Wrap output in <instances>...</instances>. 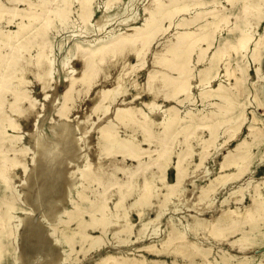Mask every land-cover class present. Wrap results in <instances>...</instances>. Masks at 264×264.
<instances>
[{"label":"rangeland","instance_id":"obj_1","mask_svg":"<svg viewBox=\"0 0 264 264\" xmlns=\"http://www.w3.org/2000/svg\"><path fill=\"white\" fill-rule=\"evenodd\" d=\"M28 1L32 3V9L41 8L39 0ZM28 1L21 0L15 5V0H0L3 4L0 8V52L9 51V41L19 39L28 46V49H24L25 56L34 61L37 55V46L32 41L35 31L30 26H21L28 23L27 16L22 18L27 13ZM50 1L53 5L62 4V0ZM148 1L93 0L91 16L87 21H82L81 2L70 0L69 18L66 21L55 18L49 30V55L53 62L50 84L45 90L42 88L34 73L36 66L32 65V70L27 74L26 88L35 99V106L33 110H25L29 103L20 102V108L24 111L14 115L19 129L13 130L10 126L1 129L2 149L7 151L10 158L27 150L28 166L24 173L15 176L14 189L20 192V197L13 210V221L20 225L13 236L0 234V249L3 248L0 264H102L108 255L132 257L147 254L152 257L154 254L147 253L144 246L161 245L171 221L184 228L197 210L194 204L201 187L210 184L212 179L223 175L211 185L212 207L201 214L206 218L219 214L226 206L244 209L255 191L264 192V68L261 66L264 62V3H255L259 6L256 15L260 20L250 34V41L238 50L229 47L225 59L220 60L225 42L232 44L242 38L248 20L241 16L243 0H234L233 3L218 0L229 10L230 21L221 29L211 28L212 44L206 52L212 56V62L195 64L196 77L190 90L172 101L159 98L155 110L147 105L150 96L145 91L135 100V105L155 121L157 130L161 129L163 123L173 122V130L178 133V138L171 163L162 173L155 174L157 187L141 203L135 204L140 189L119 206L116 190L110 189L109 198L104 200L101 195L103 184L98 180L100 126L114 117L117 108L130 105L137 88L130 85L128 94L122 97L124 99L117 97L101 119L90 109L92 98L98 88L104 85L110 87L112 81H99L87 93L78 88L68 102L65 91L70 78L81 74L78 44L86 47L96 45L120 32L129 31L135 25H141ZM209 4L211 6L212 3ZM209 4L207 8L204 7L205 11L211 8ZM9 7L12 13L8 11ZM195 11L182 13L178 18L187 17ZM18 31L20 36L17 37ZM174 31L175 28L171 26L153 41L152 47L156 49L166 35L170 36ZM201 47L205 48L207 44L202 43ZM152 54L150 51L146 64L134 73L140 85L146 82ZM196 59L197 51L192 54V62ZM127 63L136 64V57L129 55ZM205 67L204 81L200 82L199 70ZM237 67L244 70V76L236 90L233 88L235 75H227V70L237 73ZM112 71L111 77L116 75L117 70ZM226 95L230 97L229 104L222 101ZM7 98L8 111L12 95L7 94ZM68 104L71 106L69 111L60 114L61 108ZM210 122L213 134L206 126ZM188 125L189 128L184 131ZM253 127L258 129L256 134L249 133ZM229 129L234 131L229 132ZM131 134L138 139L142 137L140 128L133 130V127H126L122 123L117 125L118 138L127 139ZM240 140H245L250 151L245 167L237 170L232 163L223 169L221 162L225 154L231 151L232 158ZM204 144H208L209 149L203 163L198 166ZM141 146L146 148L142 154L144 161L156 157V141L150 144L144 141ZM54 153H58V156L55 161H50ZM179 153L184 158L185 174L182 181L177 183L175 163ZM116 158L121 159L122 156L116 155ZM112 162L103 165L106 173L101 181L104 183L108 181V172L113 170ZM125 163L131 167L136 164L130 158ZM51 168L55 175L50 174ZM152 169L158 170L156 165ZM117 177L126 179L122 171H118ZM4 182L0 177V198L10 200L12 190L6 188ZM224 198H229V201L223 203ZM101 201H106L107 214L93 206L94 202ZM256 223L258 226L253 241L245 250L210 236L207 229L201 230L198 237L202 244L212 246L209 254L212 264H225L222 257L224 250L230 257L228 264H264V219ZM241 226L250 228L248 223ZM188 235L193 234L190 232ZM240 236V230L229 234L231 240L240 239ZM158 258L166 260L165 264H173L174 261L173 255ZM177 260L185 261L182 256ZM174 264L177 262L174 261Z\"/></svg>","mask_w":264,"mask_h":264},{"label":"bare ground","instance_id":"obj_2","mask_svg":"<svg viewBox=\"0 0 264 264\" xmlns=\"http://www.w3.org/2000/svg\"><path fill=\"white\" fill-rule=\"evenodd\" d=\"M18 1L21 0H15V5ZM79 1L81 2L80 18L82 21H87L92 13L93 0ZM227 1L234 2V0ZM243 1L241 16L248 20L245 35L238 39L236 43L229 44L225 42L224 48L221 50L220 60L225 59L229 47L236 50L244 47L243 44L250 41V34L254 32L260 20V17L256 15L259 6L255 3L259 1V4H263L264 0ZM218 2V0H150L145 6L144 22L141 25H135L129 31L120 32L96 45L86 47L78 44L77 53L81 60L82 70L79 77L70 78L65 91L66 102L72 98L78 88L85 90L87 93L99 81H112L110 87L104 85V87L98 88L92 98L93 105L90 109L92 113H95L101 119L109 111L111 104L117 97L124 99L122 97L128 94L130 85L137 88L129 102L130 105L125 104L117 108L114 117L100 126L98 137V172L100 175L98 180L99 183L103 184L101 195H103L104 200L109 198L110 189L116 190L118 193L117 206H119L128 196L140 189L141 192L135 204L141 203L148 196H151V193L157 187L155 174L157 172L162 173L171 163V155L178 138V133L173 130V122H162L161 129L157 130L154 126L155 121L150 120L141 107L135 105V100L145 91L150 96L147 105L155 110L159 105L157 103L159 98H162L163 101H172L178 95L186 94L190 90L192 81L196 77L195 64L197 62H205L206 64L212 62V56L206 52V49L212 44L211 28L221 29L230 21L229 10ZM39 3L41 8L35 10L32 9V3L28 1L27 13L22 15V18L24 16L28 17V23L21 24L23 28L30 26L35 31L32 39L33 45L37 46L35 60L32 61L25 56L24 49H28V46L21 43L19 39L16 42L9 41V51L6 53L0 52V177L5 181V187L12 190L10 200L0 198V234L4 233L8 236L15 235L20 225L13 221V210L16 207L17 199L20 197V192L14 189L15 176L27 170L28 162L26 158L27 150L10 158L7 151L2 149L1 129L6 126H10L13 130L19 129L20 125L14 115L24 111L20 108V102L27 101L29 103L25 110H33L35 106V99L26 88L27 74L32 70V65L36 66L34 73L42 88L45 90L50 84L53 62L49 55L51 46L49 30L55 18L66 21L71 12L70 0H62V4L57 5H53L50 0H39ZM209 3H212L211 6ZM207 4L211 8L205 11L204 7ZM2 6L3 4L0 2V8ZM194 9L196 10L194 14L178 18L182 13L191 12ZM8 11H11V7ZM200 20L204 21L201 22ZM166 21L169 22L168 25L165 24ZM33 22H37L36 25H31ZM171 26L175 28V31L170 36L166 35V38L164 37L165 39L154 49L152 47L153 41L159 35L165 34ZM16 36H20L19 31ZM202 43H206L207 47H201ZM150 51L153 53L149 65L151 69L148 70L144 85H140L134 73L140 66L146 64ZM196 51L197 59L192 62V54ZM129 55L136 57V64L127 63ZM261 66L264 68V62ZM236 69L238 70L237 73L228 69L227 75H235L236 80L233 88L237 90L243 82L244 70L241 67ZM112 70L116 73L113 77H111ZM205 70L206 67L199 70L198 81H204L203 73ZM7 94L12 95L8 111L6 110ZM222 101L229 104L230 97L226 95ZM70 108L69 104L64 105L60 110V114H65ZM169 109L172 110V106ZM88 120L92 119L88 117ZM119 123L124 124L126 127H133V130L140 128L142 137L138 139L134 134H131L127 139L118 138L117 125ZM206 126L213 134L212 123L210 122ZM188 128L189 125L185 126L183 130L185 131ZM232 131L234 130L229 129V132ZM257 132L256 127L249 131L250 134H256ZM144 141L149 144L153 141L158 143L156 157L148 161L142 159L143 149L146 150L141 146ZM37 145L39 146L38 143ZM208 149L209 145L204 144L203 150L200 152L201 158L200 162L197 163L198 166L203 163ZM234 151L236 154L233 153L232 158L231 151L225 154L224 160L221 162L223 169L232 163L237 170H242L245 167V162L250 158V151L245 145V140H240ZM190 153L192 155L193 152L190 151ZM116 155H121L122 158L117 159ZM57 156L58 153H54L50 156V161H55ZM178 156L179 158L175 164L177 183H180L185 174V167L183 166V156L180 153ZM128 158L136 162L135 167L125 163ZM111 160H113V170L108 172V181L104 183L101 181L103 174L106 173L103 165ZM153 165H156L158 170H153ZM118 171H122L126 175V179L118 178ZM49 172L54 174L53 168ZM160 176L164 178L162 175ZM220 177H223V175L212 179L210 184L201 187L198 200L194 204L197 210L192 214L193 219L184 225V228L171 221V226L161 245L149 244L144 246V250L147 253L154 254V256L150 257L147 254L132 257L108 255L103 259L102 264H165L166 260L158 258L161 255H173V259L177 264H212L213 261L209 260L212 246L205 247L198 237L201 230L205 229L208 230L210 236L220 241L225 240L232 247L247 249L253 241V235L258 226L256 222L264 219V192L255 191L251 195V202L244 209H240L238 206L235 208L226 206L221 209L219 214H213L211 218L201 216L205 210L212 207L210 192L213 188L211 185L218 181ZM228 201L229 198H224L222 202ZM105 202H94L93 206L103 214H107ZM242 223L250 224V228H243ZM239 230L240 239L231 240L229 234ZM190 232H192V236L188 235ZM2 254L3 248L0 249V258ZM181 256L184 258V262H181V260L178 262L177 259ZM222 257L225 264H228L230 257L227 256L226 250L223 251ZM174 261H172L173 264ZM216 263L220 264L219 262Z\"/></svg>","mask_w":264,"mask_h":264}]
</instances>
